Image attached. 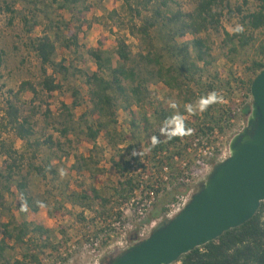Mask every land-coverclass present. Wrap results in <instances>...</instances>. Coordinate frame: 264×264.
I'll use <instances>...</instances> for the list:
<instances>
[{"label":"trees","instance_id":"trees-1","mask_svg":"<svg viewBox=\"0 0 264 264\" xmlns=\"http://www.w3.org/2000/svg\"><path fill=\"white\" fill-rule=\"evenodd\" d=\"M22 1L28 4V14H22L21 18L27 33L32 34L37 28L42 29V36L32 39L30 44L40 62L41 75L37 83L25 81L17 92L8 93L10 97L6 102L0 132V156L5 159L4 169L0 171V208L3 213L10 212L5 207L4 200L5 194H11L12 188H16L20 197L18 212L23 218L27 214L38 215L42 208H47L45 201L34 197L30 191L32 173L44 178L50 174L54 180L59 181V171L51 159L47 158L41 166L35 163L45 145L54 153L60 152L65 158L70 157V152L65 150V143L55 141L53 137L46 140L37 138L34 124L22 115L24 95L31 94L37 99L40 93L49 96L61 93L65 89V81L71 77H84L87 94L83 96L79 89H72V107L63 104L62 108L69 118L74 119L73 111L85 103L88 110L79 121L85 129V132L82 129L81 132L93 148L88 157L76 156L75 163L69 169L78 175L90 173L96 178L105 176L107 171L103 167V154L98 146V140L103 136L115 151L110 164L118 176V182L109 196L95 187H86L82 182L78 183V191H70L68 183L60 185V191L63 198L82 208L83 212L100 208L102 212L99 214L107 220L111 217L107 212L108 207L115 206L116 203L118 206L122 205L120 201L130 199L137 186L136 179L128 177L131 171L130 161L141 154L155 161L159 151L180 141L181 136L161 135L164 122L172 117L183 116L208 90L217 85L232 90V82H237L233 73L229 74L226 82L221 80L219 73L215 74L216 77L211 75L210 69L214 67L216 59L209 40L202 36L210 32L220 34L222 20L238 16L241 28L233 34L224 32L223 46L228 48L226 57L231 63H235L242 52L253 50L254 58L248 56L250 64L247 72L257 76L264 70V0H240L243 5L236 7L232 5V0H199L190 12L182 9L174 11L171 5H177L175 0H120L121 7H113L105 25L114 37L113 50L107 49L106 38L98 41L93 48H86L87 54L97 66V70L91 74L79 69L74 63H68L65 59L58 61L57 58L59 45L76 56L80 55L81 36L87 35L96 23L102 21L95 17L89 20L92 4L88 0ZM251 4L256 5L255 10L249 9ZM63 12H69L73 19L68 21ZM169 26L175 28L171 29ZM157 27L170 29L167 39L164 37L163 47L154 43L152 32ZM120 31L128 32V36L139 40L142 51L135 54L127 35L122 36ZM259 34L261 37H258ZM187 37H192V41H184ZM177 38L184 42L176 43ZM1 63L0 54V65ZM206 76L213 77V81L211 85L200 88ZM58 77H62V80ZM160 83L176 93L183 108H188L178 113L176 107H166L152 97L151 86ZM252 83L253 80L248 89L250 94ZM250 109L247 108L245 114ZM120 112L127 115V119L123 121L127 130L122 129ZM205 121L220 127L219 119L211 118L209 112L205 113ZM221 130L223 131L222 128ZM73 132L74 127H67L62 131L66 139ZM3 133L14 134L17 140L24 143L26 152L21 153L14 143L3 139ZM154 138L156 143H153ZM144 141L147 142L145 145L142 143ZM69 143L73 144L71 140ZM133 152L137 155H133ZM25 167L29 168L27 173H24ZM63 202L57 203L51 216L54 212L59 215ZM117 207L113 208V212ZM82 213L79 218L86 225L95 222L94 219L86 220ZM0 228L4 232L0 239V264H45V258L51 264H58L73 258L68 253L69 234L64 230L59 231L58 238L53 229L46 228L35 220L24 219L19 222L15 217L8 223H3L0 218ZM63 250H66V257L63 256ZM16 252L21 254V258L13 256ZM175 264H264V202L257 214L243 226L230 230L216 241L181 257Z\"/></svg>","mask_w":264,"mask_h":264},{"label":"rangeland","instance_id":"rangeland-1","mask_svg":"<svg viewBox=\"0 0 264 264\" xmlns=\"http://www.w3.org/2000/svg\"><path fill=\"white\" fill-rule=\"evenodd\" d=\"M47 1L51 2L52 0ZM175 1L177 5H171V8L174 9V11H176V9H182L185 12H190L196 7L199 0ZM88 3L93 6L92 11L88 14L89 20H92L95 17L102 21L96 23L87 35L81 36L82 46L79 56H76L74 53L59 45V54L57 59L58 61L65 59L68 63H74L79 69H83L86 73L91 74L97 70V66L95 61L87 54L86 48H93L96 46L98 41L102 38H106L107 49L113 50L114 37L105 27L108 23L106 18L113 7L115 6L119 9L122 2L120 0H88ZM232 5L236 7L243 5V3L240 0H232ZM27 8L28 4L22 0H0V54L2 56V63L0 65V86L2 87V91H0V132L2 131L1 123L3 122L5 114L4 111L6 108V102L8 97H10L8 93L10 91L17 92L20 85L25 81L37 83L40 80L41 65L35 54L32 52L30 44L32 39L42 36V29L37 28L32 34L27 33L21 20L22 14H28ZM53 9L55 11L56 6H54ZM249 9L255 10L256 5L251 4ZM62 14L68 21L73 19L69 12H63ZM53 17H55V14H53ZM109 25L110 27L112 26L111 24ZM221 25L222 28L220 34L210 32L202 36V38L209 40V43L213 48V57L216 59L214 67L210 69L211 75L216 77L217 75L215 74L219 73L221 75V80L226 82L229 80V74L233 73L236 75L237 82L233 81L232 84H236L238 82L240 83L241 81L244 85V91L249 93L248 89L251 85V80L254 81L256 78L252 72H247L246 70L250 64L248 56L252 59L254 58L253 50H249V52H242L238 55L239 58L236 60L237 62L231 63L226 57L228 54V48L223 46L224 32L233 34L240 29V18L238 16L234 18L226 17L222 20ZM170 27L171 29L175 28V26H169V28ZM169 28L167 27L164 29L157 27L154 29L152 35L154 43L157 46H164V37L167 39L168 31L170 30ZM120 34L122 36L127 35L129 44L135 54L142 51V45L139 40L128 36V32L120 31ZM258 37H261V34H259ZM184 41H192V37H187ZM183 42L179 38L176 39V43L181 44ZM208 77L209 76H206V78L202 80L200 88H205L207 85H211L213 77ZM58 79L62 80V77H58ZM238 79H240V81H238ZM64 84L65 89L61 93H56L50 96L46 93H40L37 99H34L31 94H26L22 97L23 118L30 119L31 123L34 124L37 132V138L46 140L49 137H53L55 141L65 143V150L68 153L70 152V157L65 158L64 154L60 152L54 153L53 150H50L49 147L45 145L35 161L36 165L41 166L47 158L51 159L53 165H55L60 174L59 181L54 180L50 174H48L46 178L36 173H32L30 176L31 194L34 197L39 198L41 201H45L47 208H42L38 215L27 214L26 217L23 218L18 212L20 197L16 188H12L11 194L6 193L4 200V205L10 209V212L4 211L3 213L1 212L2 208H0V213H3L0 218L3 223H8L13 217H15V219L19 222H22L24 219L27 221L35 220L40 225L53 229L58 238L60 235L59 231L64 230L68 232L69 244L76 246V253L73 255L71 264H87L90 259L88 254L83 251L82 245L84 240L81 238L84 236L87 225L84 220L82 221L81 218H79L83 210L78 206L72 205L69 201H67V198H63L60 191L62 187H60V185L68 183L70 185V191H78V183L82 182L86 185V187H95L101 190L103 194L108 196L111 195V193H113V189L116 187V183L118 182V176L116 175L112 164H110V159L115 156V151L109 146L105 137L102 136L98 140V146L103 154V167H105L107 171L106 175L102 178L93 177L90 173L78 175L70 171L69 166L75 163V157L80 155L88 157L93 147L86 141L85 134L82 133L85 132V129L81 127L82 125L79 121L82 114L88 110L85 103L76 111H73L75 115L74 119L69 118L67 112L62 108L63 104L72 107V89H79L82 91L83 96L87 94L88 88L85 84V79L81 76H78L77 78L71 77L69 80L65 81ZM218 86L219 85L216 87ZM150 90L152 97H154L157 101L162 102L166 107H170L174 104L178 109V113H180L181 110L188 108V106L183 108L184 105L178 100L176 93L170 91L164 84H154L151 86ZM230 93L233 95V87L232 90H230ZM206 96L207 92L204 97ZM251 106L252 104H250L247 108H251ZM192 108L199 111L197 104ZM134 109L137 110L136 108ZM248 116L249 112L245 114L244 119L246 121L243 127L240 129H231L227 132V136L229 138L227 141L228 145H230L235 133L238 134L246 128ZM126 119L127 115L124 112H120V122L125 121ZM67 127H74L75 129V132H73L71 134L72 136L68 139L64 138L62 133V131ZM81 129L83 130L82 132ZM122 129L124 130V128ZM2 137L11 143H14L15 148L21 153L26 152L24 143L17 140L14 134L3 133ZM69 139L73 144L69 143ZM142 143L145 145L147 142L145 143L144 141ZM128 144L129 142L126 143V145ZM4 161L5 159L0 156V171H3L4 169ZM28 171L29 168L25 167L24 173H27ZM203 184L196 189V193L199 192ZM175 195L176 193H173L161 198L160 202L157 204L150 216V221L157 220L161 217L163 209ZM58 202H63V208L60 210L59 215L54 212L53 216H51L50 213L56 208ZM117 206V203L115 206H109L107 212L112 214L113 208ZM101 212L102 210L100 208H95L93 211L88 210L83 212L82 215L85 216L86 220L87 218H89L90 221H93L94 219L95 222H93L92 226L96 229L97 225L95 223H97V219H103L102 215L99 214ZM163 224L164 223L160 226ZM3 234V229L0 228V239ZM122 253L123 252L121 251L112 252L111 250H105L103 264H109L113 258ZM13 256L18 259L21 258V254L18 252H16Z\"/></svg>","mask_w":264,"mask_h":264},{"label":"built area","instance_id":"built-area-1","mask_svg":"<svg viewBox=\"0 0 264 264\" xmlns=\"http://www.w3.org/2000/svg\"><path fill=\"white\" fill-rule=\"evenodd\" d=\"M243 83L232 84L233 95L226 87H215L207 96L215 93L218 101L206 111L191 108L181 118L185 134L175 145H167L157 153L155 161L138 155L130 161L129 178L136 179L137 186L127 201H120L107 220L97 219V228L87 223L83 251L88 254L87 264H103L105 250L126 251L130 246L149 238L164 222L179 215L189 205L196 189L205 183L215 165L230 157L227 132L245 125V111L253 102L252 95L243 89ZM218 118L220 127L205 121V113ZM121 125L123 121H121ZM187 123V124H186ZM127 130V126H122ZM223 129V131L221 130ZM162 129V128H161ZM237 135L236 133L234 136ZM176 193L165 206V211L157 220L150 216L166 195ZM68 253L74 255L76 246L69 244ZM66 257V250H63ZM45 264H51L48 258ZM72 258L66 263L71 264Z\"/></svg>","mask_w":264,"mask_h":264},{"label":"water","instance_id":"water-1","mask_svg":"<svg viewBox=\"0 0 264 264\" xmlns=\"http://www.w3.org/2000/svg\"><path fill=\"white\" fill-rule=\"evenodd\" d=\"M251 95L247 126L231 140L230 157L215 165L184 211L109 264H175L257 214L264 202V70Z\"/></svg>","mask_w":264,"mask_h":264},{"label":"clouds","instance_id":"clouds-1","mask_svg":"<svg viewBox=\"0 0 264 264\" xmlns=\"http://www.w3.org/2000/svg\"><path fill=\"white\" fill-rule=\"evenodd\" d=\"M217 101H218V97L216 96V94L211 93L206 97H202L198 101L197 108L201 112L206 111L210 105H212L213 103H216ZM172 106L175 107L174 104ZM184 134H185L184 122L182 118H180L179 116L172 117L166 120L161 129V135H164L167 137L181 136ZM156 142L157 141L154 138L153 143H156ZM133 155H137V153L133 152Z\"/></svg>","mask_w":264,"mask_h":264}]
</instances>
